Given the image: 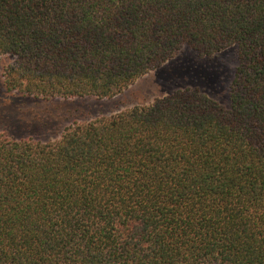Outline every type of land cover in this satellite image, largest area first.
Here are the masks:
<instances>
[{
    "label": "trees",
    "instance_id": "obj_1",
    "mask_svg": "<svg viewBox=\"0 0 264 264\" xmlns=\"http://www.w3.org/2000/svg\"><path fill=\"white\" fill-rule=\"evenodd\" d=\"M237 63L227 98L176 89L0 132V264H264V0H0L9 92L112 98L184 48Z\"/></svg>",
    "mask_w": 264,
    "mask_h": 264
},
{
    "label": "rangeland",
    "instance_id": "obj_2",
    "mask_svg": "<svg viewBox=\"0 0 264 264\" xmlns=\"http://www.w3.org/2000/svg\"><path fill=\"white\" fill-rule=\"evenodd\" d=\"M10 61L11 56L0 55V132L14 138L31 136L45 141L58 137L72 122L108 115L135 104H146L176 89L197 86L224 103L237 58L234 47L211 57H199L193 50L184 48L112 98L51 100H37L7 91L2 83V71Z\"/></svg>",
    "mask_w": 264,
    "mask_h": 264
}]
</instances>
